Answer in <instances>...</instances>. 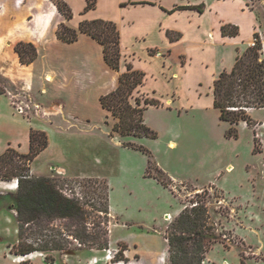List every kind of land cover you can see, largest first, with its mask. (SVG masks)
I'll list each match as a JSON object with an SVG mask.
<instances>
[{"label": "rangeland", "instance_id": "rangeland-1", "mask_svg": "<svg viewBox=\"0 0 264 264\" xmlns=\"http://www.w3.org/2000/svg\"><path fill=\"white\" fill-rule=\"evenodd\" d=\"M118 1L103 0L93 14L97 18L118 17L122 10ZM174 1L205 11L212 2L164 0L166 4ZM75 5L77 8L81 3ZM243 10L254 16V33L258 32L263 41L264 58V0H244ZM194 13L200 14L197 9ZM170 21L175 25L182 22ZM62 25L70 27L64 22L58 29ZM248 33L244 28L243 39H247ZM254 33L241 45L239 53L252 45ZM132 37V33L125 31L126 42ZM137 47L138 54H146L143 47L139 44ZM221 48L231 49V46ZM89 57L92 59L85 65L77 52L56 55L51 64L59 73L52 81H43L37 67L35 81L29 87L31 92L0 77L4 90H0V155L9 148L27 153L30 129L35 127L47 132L50 145L31 163L30 174L50 176L69 197L90 200L99 207L104 206L103 196L108 187V216L87 206L94 216L86 223L89 232L100 234V241L108 242V248L81 243L66 234L70 249L51 253L78 254L83 260L95 253L94 263L106 258L110 264H124L131 258H139L135 254L139 246L140 256H152L157 263L160 260L166 264L167 228L191 200L198 198L205 200L218 234L202 264H264V108L249 110L254 121L251 127L244 121L232 126L220 119V111L213 105L191 101L175 104L176 96L167 100L166 86L171 84L163 78V83L151 80L153 90H159L163 96L158 97L159 105H148L144 120L157 137L121 136L113 131L116 119L109 111L103 112L100 104L106 88V72L95 55ZM122 62L123 57L121 70ZM195 76L203 78L205 85L209 81L199 67ZM41 83L47 91L41 90ZM136 97L145 105L149 96L139 87L133 103ZM59 101L63 104L61 113L56 109ZM232 127L237 129L238 137L228 136ZM129 144L143 145L149 152ZM16 162L24 164L25 160L16 157ZM4 174L0 171V175ZM156 176L169 177V186L161 184ZM17 187V180L0 178V196L16 192ZM50 225L63 231L69 227L73 234L82 228L71 220H57ZM18 226L17 212L11 209L8 200L4 201L0 204V264H21L17 261L30 257L36 258L26 264H39L43 258L36 255L45 257L46 253L27 256L12 253L11 246L19 240ZM120 238L134 242L133 248ZM120 244L132 249V252L124 251L127 260L116 261L122 249ZM57 261L55 264H61ZM75 263L85 264L71 262Z\"/></svg>", "mask_w": 264, "mask_h": 264}, {"label": "crops", "instance_id": "crops-1", "mask_svg": "<svg viewBox=\"0 0 264 264\" xmlns=\"http://www.w3.org/2000/svg\"><path fill=\"white\" fill-rule=\"evenodd\" d=\"M55 1L57 0H0V77L10 84L23 88L25 92H31L29 87L35 81L37 67L41 73L39 77L43 81L44 79L52 81L59 73L56 66L51 64L53 57L73 51L83 57L82 61L85 65L92 59L88 56L94 55L95 59L102 64L107 77L104 83L106 88L104 87L101 96L118 86L121 72L126 70L128 64H131L135 69L145 72V82L139 87L140 91L149 96V99L158 100V97L163 96L159 90H153L150 81L161 83L165 80L164 82L171 84L166 86L167 100L176 96L173 97L176 98L175 104L191 101L198 105L207 103L214 106L212 85L215 79L222 71L232 69L236 58L241 54L239 53L241 45L246 44L254 33L255 19L250 11L243 10L244 0H212L208 3V10L199 11L200 14L194 13L195 8H190L193 5L180 4L179 1L166 4L164 0H119L121 15L103 18L116 22L121 32L123 62L122 70L117 71L107 64L102 45L91 36L80 33L77 41L68 43L61 40L57 34L61 23L66 22L70 27L78 28L84 20L98 19L93 12L101 6L103 0H98L97 8L91 10H86L87 0H64L72 11L70 19H66L59 11ZM77 2L81 3V6L76 8ZM123 3L127 4L123 5ZM178 6L183 7L170 12ZM173 19H176L175 22L182 20L181 26L173 24L174 22L170 21ZM227 23L238 25L240 33L237 36H225L222 33V26ZM244 28L249 31L246 40L241 35ZM125 31L133 34L130 41L126 42ZM169 32L173 38L170 37ZM20 43H32L36 46L37 58L32 63L27 64L21 61L16 49ZM137 44L143 47L146 54H138ZM224 46H231V49L221 48ZM57 61L61 60L57 58ZM197 67L207 75L209 81L206 85L203 78L195 76ZM168 76L171 77V81ZM40 86L41 90H48L45 84L41 83ZM56 109L58 113H61L63 109L61 101L56 104ZM102 109L103 112L107 111L103 107ZM32 128L35 129V127ZM120 240L133 248L134 242L126 238H120ZM131 248L126 251L132 252ZM135 252L139 258L136 260L131 258L124 264H163L160 260L157 263L156 259L151 258L152 256L148 258L140 256L139 246ZM94 254L91 253L84 260L78 254H68V252L64 255L54 254L53 263L47 262L40 254L36 256L43 258L39 264L42 262L55 264L57 260L61 264H71V262L110 264L106 258L94 263ZM34 258L36 257L17 262L26 264Z\"/></svg>", "mask_w": 264, "mask_h": 264}, {"label": "trees", "instance_id": "trees-1", "mask_svg": "<svg viewBox=\"0 0 264 264\" xmlns=\"http://www.w3.org/2000/svg\"><path fill=\"white\" fill-rule=\"evenodd\" d=\"M97 2L98 0H87L86 10L95 9ZM56 4L62 14L68 19L72 18L71 8L64 0H57ZM179 8L182 7H175L170 12ZM190 8L203 12L200 7ZM80 33H85L99 42L103 47L107 64L121 71L123 57L121 32L116 22L103 18L84 20L78 28L62 25L57 31L58 37L68 43L77 41ZM222 33L225 36H237L240 27L227 23L222 26ZM169 35L173 38L171 32ZM254 37L255 44L248 45L244 52L238 55L232 69L222 71L213 84L214 107L219 109L220 119L232 126L244 121L251 127L254 121L249 110L264 108L263 41L258 32L254 33ZM16 49L23 63H32L37 58V48L32 43H20ZM145 76V72L128 64L126 70L119 76L118 86L100 99L102 107L116 119L113 131H117L121 136L157 137V133L145 123L144 113L148 105H159V100L146 98L145 105H142L141 99L136 97L135 103L132 102L136 89L144 84ZM0 90L4 91L1 85ZM228 136L238 137L237 129L232 127ZM48 146L47 132L32 128L27 153L9 148L0 155V171L5 173L0 175V178L15 179L18 184L16 192L0 196V204L8 200L9 206L17 212L19 219V240L11 246L12 253L22 256L34 252L46 253V261L53 263L55 257L51 252L70 249L66 234L74 236L81 243L98 244L100 249L108 248V242H101V235L89 232L86 224L89 218L94 216L93 211L87 209V206L108 216L110 211L108 187L103 196L104 206L99 207L90 200L81 201L69 197L50 176L30 174L31 163ZM128 146L149 152L143 145ZM16 157L24 159L25 163H17ZM156 178L165 187H168L171 181L167 176L166 179L157 176ZM57 220L75 221L82 228L76 234H73L69 227L63 231L50 225ZM165 237L168 241L166 264H202L211 244L218 240L205 200L198 198L191 200L171 222ZM120 246L122 249L117 253L116 261L127 260L124 256L127 247L121 244Z\"/></svg>", "mask_w": 264, "mask_h": 264}, {"label": "built area", "instance_id": "built-area-1", "mask_svg": "<svg viewBox=\"0 0 264 264\" xmlns=\"http://www.w3.org/2000/svg\"><path fill=\"white\" fill-rule=\"evenodd\" d=\"M255 41H256V40H254V42L252 43V45H254V44H255ZM29 255H30V254H29ZM24 256H27V255H24Z\"/></svg>", "mask_w": 264, "mask_h": 264}]
</instances>
